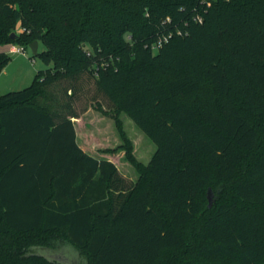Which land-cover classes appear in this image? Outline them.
Instances as JSON below:
<instances>
[{
  "label": "trees",
  "instance_id": "16d2710c",
  "mask_svg": "<svg viewBox=\"0 0 264 264\" xmlns=\"http://www.w3.org/2000/svg\"><path fill=\"white\" fill-rule=\"evenodd\" d=\"M35 41L0 96V264H264V0H0V46ZM89 83L136 181L78 143Z\"/></svg>",
  "mask_w": 264,
  "mask_h": 264
},
{
  "label": "rangeland",
  "instance_id": "374dc122",
  "mask_svg": "<svg viewBox=\"0 0 264 264\" xmlns=\"http://www.w3.org/2000/svg\"><path fill=\"white\" fill-rule=\"evenodd\" d=\"M44 49L45 46L40 43L39 52ZM10 56L12 60L0 73V96L28 89L36 74L49 67L40 56L33 55L30 48L26 49V55L11 53ZM62 87L54 89L57 97L61 100L64 91ZM95 99V88L93 84L89 83L85 86L83 94L79 96L77 108L78 112L89 110L87 113H80L79 118L74 120L81 139L78 143H82L83 147L93 156L112 161L123 176L136 181L138 172L127 158L124 148L125 142L116 120L113 116L105 115L96 110L97 102ZM102 105L105 110H109L105 101ZM119 118L128 138L131 140L136 159L148 164L156 151L155 143L125 113H121ZM207 197L208 205L211 207L214 203V194L211 190ZM69 263L71 264V261Z\"/></svg>",
  "mask_w": 264,
  "mask_h": 264
},
{
  "label": "crops",
  "instance_id": "0c3cea01",
  "mask_svg": "<svg viewBox=\"0 0 264 264\" xmlns=\"http://www.w3.org/2000/svg\"><path fill=\"white\" fill-rule=\"evenodd\" d=\"M14 47H17V46H13V45L0 46V53H7L9 55L11 53H16V52H13ZM17 54H20V53H17ZM76 131H77V137H78V142H79V140L81 141V139H80L77 127H76ZM80 146L85 150L82 143L80 144Z\"/></svg>",
  "mask_w": 264,
  "mask_h": 264
},
{
  "label": "built area",
  "instance_id": "2783aa9c",
  "mask_svg": "<svg viewBox=\"0 0 264 264\" xmlns=\"http://www.w3.org/2000/svg\"><path fill=\"white\" fill-rule=\"evenodd\" d=\"M196 20L198 22H201L202 21V17L201 16H197L196 17ZM13 52H16V53H20L22 55H26V48L22 47V46H17V47H14L13 48Z\"/></svg>",
  "mask_w": 264,
  "mask_h": 264
},
{
  "label": "water",
  "instance_id": "95a60500",
  "mask_svg": "<svg viewBox=\"0 0 264 264\" xmlns=\"http://www.w3.org/2000/svg\"><path fill=\"white\" fill-rule=\"evenodd\" d=\"M16 34L15 33H12L11 34V37L12 38H15ZM29 48L31 49V51L33 52V55H37L38 53V50H39V43L37 41L33 42ZM209 194H210V191H209Z\"/></svg>",
  "mask_w": 264,
  "mask_h": 264
}]
</instances>
